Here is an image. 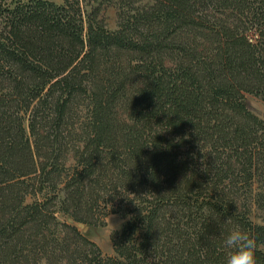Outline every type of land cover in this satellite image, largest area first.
Returning a JSON list of instances; mask_svg holds the SVG:
<instances>
[{"label": "trees", "instance_id": "trees-1", "mask_svg": "<svg viewBox=\"0 0 264 264\" xmlns=\"http://www.w3.org/2000/svg\"><path fill=\"white\" fill-rule=\"evenodd\" d=\"M114 1L0 0V264H264V0Z\"/></svg>", "mask_w": 264, "mask_h": 264}, {"label": "rangeland", "instance_id": "rangeland-1", "mask_svg": "<svg viewBox=\"0 0 264 264\" xmlns=\"http://www.w3.org/2000/svg\"><path fill=\"white\" fill-rule=\"evenodd\" d=\"M56 3H63V0H51ZM122 0H115L107 6L104 11V18L110 30H116L119 25V16L121 13ZM3 22L0 19V31ZM246 101L249 108L264 120V101L256 96L246 95ZM104 226L78 225L79 229L91 240L96 242L106 255H114L113 235L121 231L128 219L121 217L119 214H110L106 219ZM260 221V220H259Z\"/></svg>", "mask_w": 264, "mask_h": 264}, {"label": "clouds", "instance_id": "clouds-1", "mask_svg": "<svg viewBox=\"0 0 264 264\" xmlns=\"http://www.w3.org/2000/svg\"><path fill=\"white\" fill-rule=\"evenodd\" d=\"M222 244L228 250L225 264H257L256 239L241 226L236 225L228 230Z\"/></svg>", "mask_w": 264, "mask_h": 264}, {"label": "water", "instance_id": "water-1", "mask_svg": "<svg viewBox=\"0 0 264 264\" xmlns=\"http://www.w3.org/2000/svg\"><path fill=\"white\" fill-rule=\"evenodd\" d=\"M80 225H82V224H80Z\"/></svg>", "mask_w": 264, "mask_h": 264}]
</instances>
